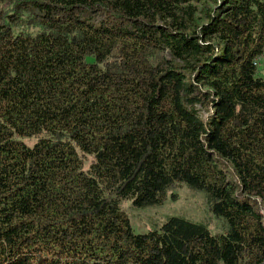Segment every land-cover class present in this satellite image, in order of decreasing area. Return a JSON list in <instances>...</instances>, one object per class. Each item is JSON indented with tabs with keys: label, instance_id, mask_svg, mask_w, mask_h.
Segmentation results:
<instances>
[{
	"label": "trees",
	"instance_id": "1",
	"mask_svg": "<svg viewBox=\"0 0 264 264\" xmlns=\"http://www.w3.org/2000/svg\"><path fill=\"white\" fill-rule=\"evenodd\" d=\"M261 60L264 0H0V264H264ZM181 183L226 233L134 234Z\"/></svg>",
	"mask_w": 264,
	"mask_h": 264
},
{
	"label": "rangeland",
	"instance_id": "2",
	"mask_svg": "<svg viewBox=\"0 0 264 264\" xmlns=\"http://www.w3.org/2000/svg\"><path fill=\"white\" fill-rule=\"evenodd\" d=\"M259 73L264 77V62L259 63ZM199 114L205 117L207 111L200 106ZM30 143L28 139H24ZM120 208L126 214L134 234H146L158 230L169 218L178 217L203 224L211 235L225 234L227 223L216 214L206 200L203 191L187 183L172 188L166 198L157 204L137 205L131 198L120 201Z\"/></svg>",
	"mask_w": 264,
	"mask_h": 264
}]
</instances>
